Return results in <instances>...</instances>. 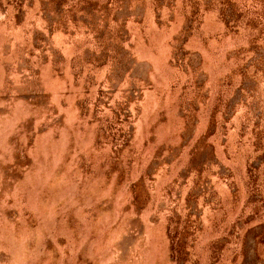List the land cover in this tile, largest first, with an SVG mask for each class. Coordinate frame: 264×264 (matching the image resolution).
Here are the masks:
<instances>
[{
  "label": "rangeland",
  "instance_id": "374dc122",
  "mask_svg": "<svg viewBox=\"0 0 264 264\" xmlns=\"http://www.w3.org/2000/svg\"><path fill=\"white\" fill-rule=\"evenodd\" d=\"M0 264H264V0H0Z\"/></svg>",
  "mask_w": 264,
  "mask_h": 264
}]
</instances>
